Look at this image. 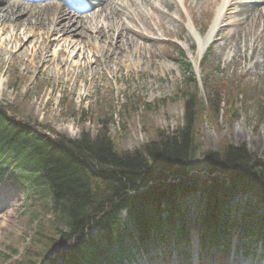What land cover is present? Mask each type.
<instances>
[{
    "label": "rangeland",
    "instance_id": "rangeland-1",
    "mask_svg": "<svg viewBox=\"0 0 264 264\" xmlns=\"http://www.w3.org/2000/svg\"><path fill=\"white\" fill-rule=\"evenodd\" d=\"M151 2L167 4L166 11L171 15L147 9L151 16L147 24L158 40L144 44L139 40L141 46L149 48L147 53L142 52L139 67L117 66L113 61L111 74L83 76L73 83L28 68L26 56L30 52L12 57L0 52V109L14 122L70 140L78 139L81 133L94 138L103 130L115 149L133 152L154 141L159 133H171L180 127L184 96L195 94L199 107L194 137L199 149L192 164L193 174H202L201 154L216 153L224 145L243 146L256 161L264 163V41L252 49L249 41L244 46L231 39L241 53L220 51L218 45L233 35L234 28L230 27L204 49L198 41L202 42L210 31L219 5L212 0L198 4L195 0ZM222 26L218 22L217 27ZM59 50V46L55 48ZM180 54L191 65L188 73ZM257 58L260 65L254 70ZM189 74L196 88L188 82ZM94 185L102 190L98 183ZM40 190L26 191L9 179L0 180V264H50L56 250L65 247H60L52 223L51 203ZM246 197L239 195L231 204H241ZM186 202L189 205L191 200ZM191 213L196 215L195 210ZM198 237L193 230L186 245L169 244L166 251L151 249L144 257L140 251L131 252L122 264H199L201 260L203 264H223L200 254ZM252 249L247 259L239 256L244 249H238V257L232 262L228 259L226 264H264L260 249H254V255Z\"/></svg>",
    "mask_w": 264,
    "mask_h": 264
},
{
    "label": "trees",
    "instance_id": "trees-1",
    "mask_svg": "<svg viewBox=\"0 0 264 264\" xmlns=\"http://www.w3.org/2000/svg\"><path fill=\"white\" fill-rule=\"evenodd\" d=\"M187 80L196 88L191 74ZM198 107L195 94L184 96L182 125L133 152L115 149L103 130L70 140L0 109V180L43 189L65 244L50 264H122L134 251L186 245L193 230L201 254L223 259L234 248L246 254L258 246L264 254V163L243 146L224 145L201 154L202 174H193ZM238 195L247 199L232 205Z\"/></svg>",
    "mask_w": 264,
    "mask_h": 264
},
{
    "label": "bare ground",
    "instance_id": "bare-ground-1",
    "mask_svg": "<svg viewBox=\"0 0 264 264\" xmlns=\"http://www.w3.org/2000/svg\"><path fill=\"white\" fill-rule=\"evenodd\" d=\"M23 1L0 0V52L9 57L30 52L26 56L28 68L73 83L83 76L111 74L113 61L117 66L139 67L144 58L142 52L149 50L139 40L143 44L158 40L147 24L151 20L147 9L171 15L166 11L167 4L155 5L151 0H84L78 7L64 0ZM201 1L195 0L197 4ZM212 1L219 5V11L210 31L202 42L198 41L199 46L205 49L210 40L213 42L230 27L234 28L233 35L218 45L220 51L241 53L231 39L244 46L249 41L252 49L264 41V0ZM218 22L223 23L222 29L217 27ZM58 46L60 50L55 51ZM259 65L258 59L252 68L255 70Z\"/></svg>",
    "mask_w": 264,
    "mask_h": 264
}]
</instances>
